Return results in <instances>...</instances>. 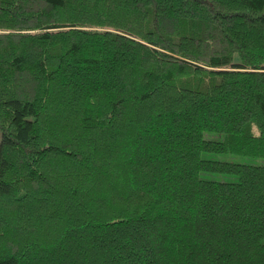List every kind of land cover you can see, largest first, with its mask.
<instances>
[{
	"label": "trees",
	"instance_id": "obj_1",
	"mask_svg": "<svg viewBox=\"0 0 264 264\" xmlns=\"http://www.w3.org/2000/svg\"><path fill=\"white\" fill-rule=\"evenodd\" d=\"M0 132V264H264V0H0Z\"/></svg>",
	"mask_w": 264,
	"mask_h": 264
},
{
	"label": "rangeland",
	"instance_id": "obj_2",
	"mask_svg": "<svg viewBox=\"0 0 264 264\" xmlns=\"http://www.w3.org/2000/svg\"><path fill=\"white\" fill-rule=\"evenodd\" d=\"M203 138L205 140H214L221 141L223 139V135L214 132H204ZM0 140H1V132H0ZM203 159L214 160V161H223V162H232L244 165H253V166H264V158H253L246 156H238L231 154H215V153H203L201 155ZM200 178L210 181L217 182H228L233 183L237 181V177L234 175H226L219 173H200Z\"/></svg>",
	"mask_w": 264,
	"mask_h": 264
}]
</instances>
